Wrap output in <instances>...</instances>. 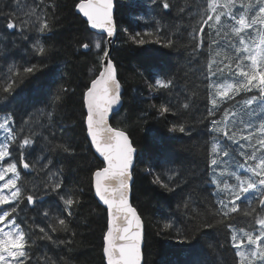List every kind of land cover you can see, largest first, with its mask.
I'll return each mask as SVG.
<instances>
[{"label":"snow or ice","instance_id":"snow-or-ice-1","mask_svg":"<svg viewBox=\"0 0 264 264\" xmlns=\"http://www.w3.org/2000/svg\"><path fill=\"white\" fill-rule=\"evenodd\" d=\"M152 3L156 4L157 0ZM160 4L165 10L176 8L183 14L189 0L184 4L160 0ZM75 7L92 29L102 30L108 38L116 35L114 0H78ZM50 8L52 13L48 11ZM55 8L54 0L47 3L46 0H32L31 3L13 0L11 5L0 0V21L4 28L28 41L35 53L46 57L52 49L43 38L53 30L50 18H55ZM195 8L194 13H189L191 31L187 33L189 41L185 46L191 49L190 56L194 59L207 54L201 74L208 82L205 88L211 107L206 108L201 122L204 118H213L208 127L214 134L209 168L216 191L212 193L214 201L204 208L191 196L178 204L177 208L182 210L190 227L175 230L181 243H192L198 239L197 233L202 228H223L227 240L219 247L233 250V258L229 262L222 252L219 264H264V0H196ZM155 22L158 25L155 31L131 33L130 42L137 46L152 43L173 48L178 41L179 26L161 35L164 31L159 27L161 22ZM5 39L0 34V54L7 49ZM110 42L95 39L79 44L80 48L97 50L102 61V70L85 85L82 97L86 109V137L102 157V167L92 173L95 195L107 210L102 258L104 264H147L144 224L129 202L137 149L129 133L111 126L108 119L122 99L117 67L107 48L102 47V43ZM37 70L38 66L34 64L19 67L9 64L7 73L0 75L4 80L0 92L12 94L17 83L14 77L29 76ZM152 86L158 90H175V78H156ZM63 91L67 89L58 91L57 101L62 99L60 92ZM197 95L193 88L180 108L190 110ZM237 96L241 99L236 104L222 109V105L235 101ZM159 112L162 116L167 113L179 115L170 102L161 104ZM217 113L221 118H215ZM47 116L51 121L53 113L49 112ZM38 124L29 117L17 127L11 113L0 120V133L3 134L0 138V264H59L47 252H37L38 241L67 245L72 241L59 239L55 234L75 235L68 218L73 215V207L80 203L79 193L66 189L63 168L57 167L53 159L45 155V152L70 153L74 150L43 135L36 126ZM169 130L185 133L186 127L184 123L176 122ZM52 136H55L54 132ZM38 139L43 141L41 151L33 156ZM238 158H243V163ZM33 172L38 179L28 178ZM166 175L172 181L180 173L168 170ZM154 182L170 191L179 186V181L173 185L160 176ZM52 194L63 208L58 207L56 213L43 209L40 214L47 218L44 224L37 223L35 218L29 220L28 209L39 208L40 202ZM171 228L174 223L169 220L161 231Z\"/></svg>","mask_w":264,"mask_h":264},{"label":"trees","instance_id":"trees-1","mask_svg":"<svg viewBox=\"0 0 264 264\" xmlns=\"http://www.w3.org/2000/svg\"><path fill=\"white\" fill-rule=\"evenodd\" d=\"M6 2L11 5L13 0ZM25 2L31 3L32 0ZM54 2L55 18H50L53 30L43 38L52 49L49 56L35 53L28 41L4 28L0 21V34L6 37L4 43L7 45L6 51L0 54V75L7 73L9 64L38 66L35 74L14 77L17 83L12 94L0 92V114H13L17 127L22 120L31 117L39 122L36 126L43 135L74 150L70 153L45 152V155L52 158L57 167L63 168L66 189L79 193L80 203L73 207V215L68 218L75 235L57 232L55 235L59 239H69L72 243L57 246L46 240L38 241L40 247L37 252H47L59 264H104L101 246L107 213L97 203L92 190V173L102 167V162L92 151L86 137V110L82 99L85 85L100 71L101 60L94 48L84 52L79 47L82 42L91 43L93 35L86 22L74 12L78 0ZM169 2L184 4L185 0ZM195 4L196 0H189L186 12L182 14L176 8L163 9L160 0L156 4L152 0H115L117 33L111 60L117 67L123 97L122 107L110 123L129 133L137 149L131 203L144 224L147 264H219L222 252L229 262L233 258V250L219 247L227 240L223 228H202L197 233L198 239L192 243H181V237L175 230L190 227L182 210L177 208L178 204L191 196L204 208L214 201L212 193L216 191L211 183L213 173L209 168V150L214 134L208 131V127L209 120L213 118H204L201 122L202 114L211 107L205 88L208 82L201 74L207 54L194 59L190 56L191 49L185 46L189 41L187 33L191 31L189 13L196 11ZM48 11L52 13L53 9ZM156 20L164 29L161 35L179 26L180 30L176 33L178 41L173 48L152 43L137 46L130 42L131 33L155 31L158 27ZM205 31H208L207 26ZM100 40L105 41L102 37ZM102 47L107 48L105 43ZM160 77L175 78V90L153 87L155 79ZM3 83L4 80L0 79V87ZM62 88L67 91L60 92L62 99L57 101L55 97ZM193 88L198 93L193 98V107L183 110L180 105ZM240 99L237 96L235 101L222 105V109L231 108ZM169 102L179 115H160L161 104ZM49 112L53 113L51 121L47 116ZM215 118H221V114L217 113ZM176 122L185 124V133L169 130ZM42 143L38 139L33 156L40 154ZM168 170L179 172L180 176L169 181ZM157 176L173 185L179 181V186L170 191L154 182ZM28 178L38 179L35 172ZM40 204L39 208L28 209L26 214L29 220L35 218L41 224L47 219L40 214L43 209L56 213L58 207L63 208L55 194L46 196ZM169 220L174 223V228L162 232L164 223Z\"/></svg>","mask_w":264,"mask_h":264},{"label":"water","instance_id":"water-1","mask_svg":"<svg viewBox=\"0 0 264 264\" xmlns=\"http://www.w3.org/2000/svg\"><path fill=\"white\" fill-rule=\"evenodd\" d=\"M114 5H115V0H114ZM114 9H115V7H114ZM76 13L79 14V15H81V17L87 22L86 18L83 17V15H82L81 13H79L77 9H76ZM86 24L88 25V29H89L92 33H95V34H97V35H103V36H105V41H108V40L111 41L110 43H106V47H107V50H108V52H109V56H110V58H111L112 47H113V43H114V40H115V38H116V35H114V36L111 37V38H108V37H107V34L104 33L102 30H100V29H92L88 23H86ZM82 50H83L84 52L89 51V49H82ZM100 70H102V61H101V69H100ZM117 78H118V77H117ZM122 94H123V87L121 88V97H123ZM121 107H122V99H121V103H120L119 105L115 106L114 110H113L111 113H109V118H108V119H109V124H110V121H111L113 115H114L115 113H117V112L121 109ZM84 110H86V109L84 108ZM85 112H86V111H85ZM87 139H88V138H87ZM88 141H89V139H88ZM89 144H90V141H89ZM90 146H91V145H90ZM91 149H92V151L96 154V156L98 157V159H100V161L102 162V157H100L99 154L95 152L94 147H91ZM135 155H136V154H135ZM134 159H135V157H134ZM131 184H132V181L130 182V190H129V202H130V204H131ZM92 186H93V185H92ZM93 194H94L96 200L98 201V203H99L104 209H106V206L103 205L102 201H100L99 198L95 195L94 187H93ZM106 212H107V210H106Z\"/></svg>","mask_w":264,"mask_h":264},{"label":"rangeland","instance_id":"rangeland-1","mask_svg":"<svg viewBox=\"0 0 264 264\" xmlns=\"http://www.w3.org/2000/svg\"><path fill=\"white\" fill-rule=\"evenodd\" d=\"M95 39H100V37H98V36H95V37H93L91 40H90V42H92L93 40H95ZM6 115H2V116H0V120H2L4 117H5ZM2 133H0V138H2Z\"/></svg>","mask_w":264,"mask_h":264},{"label":"flooded vegetation","instance_id":"flooded-vegetation-1","mask_svg":"<svg viewBox=\"0 0 264 264\" xmlns=\"http://www.w3.org/2000/svg\"><path fill=\"white\" fill-rule=\"evenodd\" d=\"M238 159H240V161L243 162V158H238Z\"/></svg>","mask_w":264,"mask_h":264},{"label":"bare ground","instance_id":"bare-ground-1","mask_svg":"<svg viewBox=\"0 0 264 264\" xmlns=\"http://www.w3.org/2000/svg\"><path fill=\"white\" fill-rule=\"evenodd\" d=\"M97 54V53H96ZM92 55V54H91ZM123 67V66H122Z\"/></svg>","mask_w":264,"mask_h":264}]
</instances>
